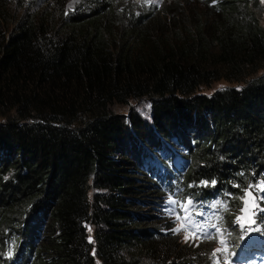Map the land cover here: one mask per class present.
I'll return each instance as SVG.
<instances>
[{
	"label": "trees",
	"instance_id": "obj_1",
	"mask_svg": "<svg viewBox=\"0 0 264 264\" xmlns=\"http://www.w3.org/2000/svg\"><path fill=\"white\" fill-rule=\"evenodd\" d=\"M262 7L0 0V264H211L159 208L226 199L236 237L264 185ZM130 100L148 123L113 113Z\"/></svg>",
	"mask_w": 264,
	"mask_h": 264
},
{
	"label": "rangeland",
	"instance_id": "obj_2",
	"mask_svg": "<svg viewBox=\"0 0 264 264\" xmlns=\"http://www.w3.org/2000/svg\"><path fill=\"white\" fill-rule=\"evenodd\" d=\"M160 3L162 0H148ZM262 2V8L264 4ZM230 84L224 81L212 83L209 87L201 88L200 93L209 95L216 90L228 87ZM149 103L146 100L133 101L130 100L127 105L112 106L114 114L124 116L126 119L133 114L145 122H149ZM251 185V187H250ZM254 185L248 183L246 190L254 189ZM261 186H258L260 189ZM255 213L253 216V224L243 227L242 217L234 218V227L239 232L235 245L231 243L234 238L230 231L226 230L224 225L225 208L230 207L228 202L215 200L208 204L197 203L190 197H179L177 194L166 195L163 198L162 206L159 208L160 214L166 218L171 224L172 232L180 238L183 243L192 247L207 246L210 249L211 264H242L239 261L243 257L238 246L248 245L251 243L263 242L260 232L264 231V213H260L258 208H264V192L254 193ZM241 199L242 196H241ZM172 201L174 203H170ZM230 204V203H229ZM180 230L174 231L176 228ZM241 227L243 229H241ZM88 235H91V229L88 227ZM187 236V240L185 237ZM237 245V246H236ZM247 264H264V255L255 256Z\"/></svg>",
	"mask_w": 264,
	"mask_h": 264
},
{
	"label": "clouds",
	"instance_id": "obj_3",
	"mask_svg": "<svg viewBox=\"0 0 264 264\" xmlns=\"http://www.w3.org/2000/svg\"><path fill=\"white\" fill-rule=\"evenodd\" d=\"M252 185H254V184H252ZM255 186V185H254ZM254 193H260V189H258V187L257 186H255L254 187ZM239 214V213H238ZM237 214V215H238ZM246 220V219H245ZM247 222V221H246ZM253 224V222L249 225V226H251ZM226 227V226H225ZM227 230V229H226ZM229 231V230H228ZM231 233V232H230ZM232 234V233H231ZM236 235H238L237 233H236ZM235 235V236H236ZM235 239H237V237H234L232 240L234 241ZM231 240V243L233 244V245H235L236 243H234L233 241ZM237 243H238V241H237ZM258 244L259 243H251V244H246V245H242L241 247L240 246H238L239 247V249H240V251L242 252V255H243V257L241 258V259H239V261L240 262H243V261H245V260H248V259H250V258H254L255 256H258V257H261L262 256V247H261V245H259L258 246ZM237 246V245H236Z\"/></svg>",
	"mask_w": 264,
	"mask_h": 264
},
{
	"label": "water",
	"instance_id": "obj_4",
	"mask_svg": "<svg viewBox=\"0 0 264 264\" xmlns=\"http://www.w3.org/2000/svg\"><path fill=\"white\" fill-rule=\"evenodd\" d=\"M245 201H247V206L245 205ZM242 210L241 213L243 216L244 219V225L245 226H249L251 224V213L252 211L254 210V203H253V195H246V193L244 194V198H243V201H242ZM250 211V212H249ZM250 218V219H249ZM249 220V221H248Z\"/></svg>",
	"mask_w": 264,
	"mask_h": 264
},
{
	"label": "snow or ice",
	"instance_id": "obj_5",
	"mask_svg": "<svg viewBox=\"0 0 264 264\" xmlns=\"http://www.w3.org/2000/svg\"><path fill=\"white\" fill-rule=\"evenodd\" d=\"M202 183L207 184L206 181H204V182H202ZM212 183H213V185H215L216 181H213ZM250 187H251V185H250ZM260 191L264 192V185H262V186L260 187ZM246 195H251V193H250V192H246ZM261 199H264V197H261ZM169 202H170V203H174V202H172V201H169ZM245 205L247 206V201H245ZM242 211H243V210H242ZM258 211H259L260 213H264V208H258ZM179 230H180L179 227L176 228V229H174V231H177V232H178ZM185 239L187 240V236L185 237Z\"/></svg>",
	"mask_w": 264,
	"mask_h": 264
}]
</instances>
